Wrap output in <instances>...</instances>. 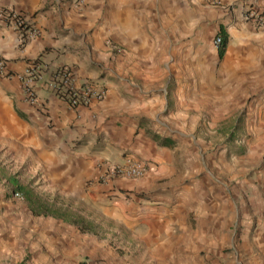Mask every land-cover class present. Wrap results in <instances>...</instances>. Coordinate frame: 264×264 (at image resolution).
<instances>
[{"label":"crops","instance_id":"0c3cea01","mask_svg":"<svg viewBox=\"0 0 264 264\" xmlns=\"http://www.w3.org/2000/svg\"><path fill=\"white\" fill-rule=\"evenodd\" d=\"M251 7L264 15V0H0L14 75L39 58L108 87L74 109L41 89V108L0 79V152L111 224L96 236L34 216L0 177V264H264V24L245 19ZM8 15L36 37L20 45ZM198 119L232 132L220 150ZM125 155L152 162L145 177L95 185Z\"/></svg>","mask_w":264,"mask_h":264},{"label":"built area","instance_id":"2783aa9c","mask_svg":"<svg viewBox=\"0 0 264 264\" xmlns=\"http://www.w3.org/2000/svg\"><path fill=\"white\" fill-rule=\"evenodd\" d=\"M210 7H219L222 0H199ZM0 17L4 15L0 13ZM245 19L254 21L257 24H264V15L251 7L245 14ZM14 26L18 30L20 45H25L28 41L36 37L37 30L28 26L17 15H8ZM7 18V19H8ZM223 43V37L216 35L212 40L215 50H219ZM15 78L18 81L19 90L23 101L32 107H41L39 91L45 89L46 92L53 95L57 100L70 108L88 107L94 101H102L108 94L106 83L101 80H85L77 84L74 80V74L69 66H61L53 71H48L47 66L37 58L29 61L21 72L16 75L8 62L0 57V79ZM151 164L146 160L136 159L132 156H124L120 163L103 164L98 173V179L101 184L109 185L114 180L123 179H141L148 173ZM19 198L17 194L14 195Z\"/></svg>","mask_w":264,"mask_h":264},{"label":"trees","instance_id":"16d2710c","mask_svg":"<svg viewBox=\"0 0 264 264\" xmlns=\"http://www.w3.org/2000/svg\"><path fill=\"white\" fill-rule=\"evenodd\" d=\"M225 50V40L218 50V55L221 58ZM0 177L4 179L13 195L17 194L24 202L27 203L30 211L34 216L51 217L60 219L64 222L78 228L82 233L92 234L96 236H104L105 229L100 221H94L90 217L83 214L80 204H75L72 201L57 204L56 198L50 200L37 194L33 187L24 185L19 182L16 175H7L3 169H0Z\"/></svg>","mask_w":264,"mask_h":264},{"label":"rangeland","instance_id":"374dc122","mask_svg":"<svg viewBox=\"0 0 264 264\" xmlns=\"http://www.w3.org/2000/svg\"><path fill=\"white\" fill-rule=\"evenodd\" d=\"M200 3L204 5V3H202L201 1H200ZM180 84L187 85L186 82L180 83ZM176 85L177 84L173 83V82L168 83L166 86V90L167 91H173L175 89ZM233 132H234L233 134L236 133L235 130ZM192 133H193V131H192ZM226 133H229L231 136L232 132L226 131V130H221V129H215V128L205 129L203 124L201 123V120L199 121V119H198V122L196 125V129L194 131V134L198 138H200V139L207 138V140L212 142V145L210 147H212L213 152L216 149L220 150V145L224 144V134H226ZM235 147L236 146L234 144V146L232 147L233 151H236ZM125 156H128V155H125ZM136 159H139V158H136ZM140 160H146L152 165V162L148 159H140ZM0 169H3L4 173L7 175H16L17 179L19 180L20 183H22L24 185H30L31 187H33L34 191L37 194H39L40 196L45 197V198H49L50 200H53L56 198V200L58 202L57 204H63V203L72 201L70 199V197H66L62 194L55 193V192H46L45 190H43L44 188H41L42 180H38V177L35 176L34 173H32V172L30 173L29 165L27 163H20V162L13 161L11 158V154L6 155V156H2V153L0 152ZM91 182H93V180L88 181V184L91 185ZM99 184H101V182L96 177L95 185H99ZM112 188H113V186L111 185V188H109V189H112ZM111 191L112 190H108V193H110ZM111 197H112V195H109V196H106L105 198L108 199ZM73 199L77 200V201L73 200L72 202H74L77 205L78 204L81 205V208H82L84 215H86L87 217H90L91 219L92 218H98V216H97L98 213H97L96 207H95L96 205L92 203L93 201H89L88 203H86V201H82V200L76 199L74 197H73ZM18 201L24 203V201H21V200H18ZM101 223H102L101 224L102 227L105 229V232H107V229L110 228L111 224L108 227L107 222L103 221Z\"/></svg>","mask_w":264,"mask_h":264}]
</instances>
